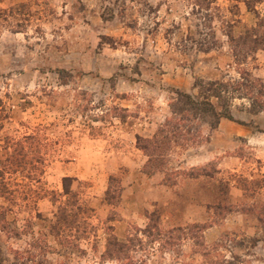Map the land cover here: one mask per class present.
Here are the masks:
<instances>
[{
    "label": "rangeland",
    "instance_id": "obj_1",
    "mask_svg": "<svg viewBox=\"0 0 264 264\" xmlns=\"http://www.w3.org/2000/svg\"><path fill=\"white\" fill-rule=\"evenodd\" d=\"M205 9L0 0V264H264V4ZM210 82L229 118L153 147Z\"/></svg>",
    "mask_w": 264,
    "mask_h": 264
},
{
    "label": "trees",
    "instance_id": "obj_2",
    "mask_svg": "<svg viewBox=\"0 0 264 264\" xmlns=\"http://www.w3.org/2000/svg\"><path fill=\"white\" fill-rule=\"evenodd\" d=\"M194 5L200 7L201 5H206L207 9H211V4L213 0H193ZM229 2H241L244 4L248 11H255V4H264V0H226ZM218 10V9H217ZM230 45L233 48L234 55L245 57L260 47H264V21L257 23L255 27L248 30L244 36H240L237 39L229 36ZM228 84L219 82H210L207 84H201L198 86V95L189 96L187 94H179L178 98L175 100L170 107L171 116L166 123L159 128V132L153 137L151 141L153 147H157L159 144L158 133H164L165 131L169 133L171 138H178L184 140L186 136L189 137V141L192 140L196 134L186 131V127L182 125V122L191 120H201L211 128H215L219 119L229 118V113L226 109L225 102L231 99L232 93L228 90ZM215 99L220 105H215L212 102ZM224 103V105H222ZM179 105V106H177ZM219 107V109H218ZM219 110V111H218ZM69 190L67 193L69 194ZM63 217L71 220L72 215L64 213ZM117 243H114L111 250V254H117L123 251V247H119Z\"/></svg>",
    "mask_w": 264,
    "mask_h": 264
}]
</instances>
